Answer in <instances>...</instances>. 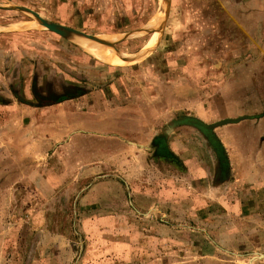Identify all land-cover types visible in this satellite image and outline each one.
Segmentation results:
<instances>
[{
    "label": "crops",
    "instance_id": "0c3cea01",
    "mask_svg": "<svg viewBox=\"0 0 264 264\" xmlns=\"http://www.w3.org/2000/svg\"><path fill=\"white\" fill-rule=\"evenodd\" d=\"M142 48L132 55L110 48L128 63L105 66L109 71L123 66L137 70L135 81L142 94L128 86L121 91V79L94 89L81 80L76 88L64 77L35 66L26 72L16 66L8 93L5 77V84H0V223L53 218L27 209L28 205L17 210L13 202L21 192L17 180H45L44 189L54 193V152L76 136L78 147L69 145L78 153L79 177L109 161L118 163L121 152L127 151L130 165L123 176L127 185L131 183L128 194L139 192L131 180L146 179L162 168L164 179L172 171L192 186L194 180H205L203 193L227 196L230 210L251 212L247 221L264 220V0H170L159 42L147 55L132 57ZM5 64L6 60L0 67ZM76 89L79 94L72 95ZM121 99L125 102L119 103ZM150 99H158L154 109ZM171 114L176 117L167 122ZM154 115L162 116L163 126L152 127ZM99 139L104 146L95 143ZM44 165L47 168L39 175V166ZM62 184L66 189L65 181ZM130 207L135 211L131 203ZM239 221L238 225L245 223ZM8 241L0 238L1 258ZM237 241L238 236L230 239ZM166 264L217 262L194 258Z\"/></svg>",
    "mask_w": 264,
    "mask_h": 264
},
{
    "label": "rangeland",
    "instance_id": "374dc122",
    "mask_svg": "<svg viewBox=\"0 0 264 264\" xmlns=\"http://www.w3.org/2000/svg\"><path fill=\"white\" fill-rule=\"evenodd\" d=\"M27 10L48 22L98 39L117 35L110 42L116 45L106 47L120 54L132 55L146 44L136 54L140 55L154 40V48L159 42L163 0H0L1 66L6 60L5 66L0 67V84L7 79V92L12 91L8 83L15 81L12 72L16 66L25 72L35 66L36 70L64 77L77 84L76 88H80L81 80L88 81V87L94 89L121 79V91L128 86L141 93L135 81L137 70L123 66L118 71H109L106 63L94 59L81 47L83 41L95 42L54 34L39 25ZM143 28L151 33L138 32L125 38ZM77 92L78 89L74 90L72 95ZM150 100L152 103L148 104L154 109L158 99ZM173 117L176 115H168L167 122ZM151 118L156 120L152 127L163 124L162 116ZM75 138L76 141L54 152V193L44 189L45 180L23 177L17 180L21 192L13 202L18 207L28 205L27 209L47 212L53 218L23 223L1 221L0 238L11 242L5 245L7 250L4 249L0 264H166L170 260L194 258L217 264H264V220L247 221L251 212L230 210L231 200L227 196H214L208 190L203 193L205 180H194L192 186L189 179L179 178L172 171L164 179L161 168L149 173L146 179L131 180L139 192L128 194L131 183L127 185L128 178L123 176L130 165L127 151L121 152L118 163L109 161L97 166L87 177L83 174L79 177L78 153L69 145L78 147ZM95 143L105 145L102 140ZM28 165L23 163L24 167ZM46 168L39 166V175ZM17 210L21 211V207ZM128 220L132 224L126 226ZM239 220L245 223L238 225ZM246 235L252 239L247 241ZM232 236H238L239 241L230 242ZM244 236L245 240H241ZM208 254L220 258L202 259Z\"/></svg>",
    "mask_w": 264,
    "mask_h": 264
},
{
    "label": "water",
    "instance_id": "95a60500",
    "mask_svg": "<svg viewBox=\"0 0 264 264\" xmlns=\"http://www.w3.org/2000/svg\"><path fill=\"white\" fill-rule=\"evenodd\" d=\"M169 3H170V0H163V18H162V24H161V27H160V30H159V33L162 32V27L164 25V22H165V19L167 17V14H168V9H169ZM27 12L29 14H31L35 21L43 26L44 28H46L47 30H49L50 32L54 33V34H57L65 39H76V38H79V39H85V40H89V41H92V42H95V43H98V44H101L102 46H110V47H114V45H116L115 43H110V42H107L105 40H102V39H98L96 37H91V36H88L86 34H83L79 31H76L74 29H71V28H68V27H62V26H59L55 23H52V22H48L42 18H40L37 14H35L34 12L32 11H29L27 10ZM138 32H144V33H147L148 35L151 33L149 32L147 29L143 28L141 30H138V31H135V32H131L128 34V36L126 35L125 38L129 37V36H132L134 35L135 33H138ZM117 52V51H116ZM120 54V53H119ZM213 126H210V127H203V128H206V129H210L212 128Z\"/></svg>",
    "mask_w": 264,
    "mask_h": 264
},
{
    "label": "bare ground",
    "instance_id": "6f19581e",
    "mask_svg": "<svg viewBox=\"0 0 264 264\" xmlns=\"http://www.w3.org/2000/svg\"><path fill=\"white\" fill-rule=\"evenodd\" d=\"M113 38L114 37H102V40L112 42L114 40ZM154 43H155V40H154L153 44L150 47H148L146 50H144L140 55H134L132 57L141 58L145 54L147 55L154 48V46H153ZM82 46L87 50V52L89 54H91L95 59H97L101 62H105L108 64H114V65H118L116 63H121V62H124L123 65H126L128 63L127 61L122 60V58H120L117 54L112 52L110 49H108L107 47L102 46L100 44H92V43L82 42ZM119 66H121V65L119 64Z\"/></svg>",
    "mask_w": 264,
    "mask_h": 264
}]
</instances>
